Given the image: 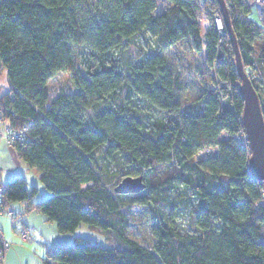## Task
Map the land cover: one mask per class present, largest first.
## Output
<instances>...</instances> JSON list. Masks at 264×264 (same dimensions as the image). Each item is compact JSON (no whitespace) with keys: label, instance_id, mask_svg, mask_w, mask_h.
I'll return each mask as SVG.
<instances>
[{"label":"trees","instance_id":"1","mask_svg":"<svg viewBox=\"0 0 264 264\" xmlns=\"http://www.w3.org/2000/svg\"><path fill=\"white\" fill-rule=\"evenodd\" d=\"M167 1L155 13L157 0H0L2 118L13 128L30 123L11 147L49 193L32 201L36 187L16 176L4 184L3 204L26 201L60 233L84 223L118 242L76 237L49 246L41 264H264L263 186L235 137L242 99L230 38L214 22L219 3ZM224 1L243 68H253L264 27L247 0ZM186 39L216 83L183 103L181 75L161 51ZM59 71L69 72L71 88L53 94L47 83ZM250 80L264 120V97ZM206 147L215 152L195 158ZM125 174L141 175L145 187L115 192ZM132 203L151 210L149 247L126 235Z\"/></svg>","mask_w":264,"mask_h":264},{"label":"rangeland","instance_id":"2","mask_svg":"<svg viewBox=\"0 0 264 264\" xmlns=\"http://www.w3.org/2000/svg\"><path fill=\"white\" fill-rule=\"evenodd\" d=\"M252 0H247L248 3L251 4ZM169 6V2L167 0H157V5L155 9V13H159L165 10ZM215 15V14H214ZM249 16L253 19L255 18L253 8L251 6ZM220 20V19H219ZM208 22H204L201 24V31L206 29ZM222 26V22L220 23ZM224 27V25H223ZM264 44V33L261 37L253 42V50L251 52L253 66V72L257 75V83H258V92L264 97V90L261 89L263 87L262 80L264 76V60L259 58L261 46ZM78 52V51H77ZM83 51H79L76 55V61L78 64L83 62ZM161 54L166 58V60L170 63V65L179 72L181 75V83L182 88L179 93V98L183 103H188L191 101L198 93L203 91L204 89H210L216 83V77L214 75V71L211 65H208L204 59V53L202 50H195L190 44L189 40H181L176 44L170 46L161 51ZM221 54H218L220 56ZM82 67V66H81ZM263 74V75H262ZM248 75V74H247ZM259 76V77H258ZM249 78H252L248 75ZM261 77V78H260ZM259 79V80H258ZM47 88L50 93L57 94L59 92L67 91L71 88V82L69 79V72L67 71H59L56 75L51 78L47 83ZM8 90L7 77L4 69L0 68V94ZM215 152V148L206 147L202 148L199 152L195 154V158L205 156L207 154H212ZM116 167L110 166L111 171H113ZM23 173L28 182L29 189L32 187V184H36L37 187L35 194L33 195L34 200L40 201L48 196L47 190L44 188L43 184L39 180V177L36 175L34 170L30 168L22 167ZM3 174H5L3 172ZM126 175V174H125ZM37 176V177H36ZM124 176V175H123ZM134 176V175H132ZM3 177V175H2ZM33 182V183H32ZM36 182V183H34ZM20 202V201H19ZM19 202H16L17 205ZM128 211V220L129 225L127 227V236L136 242L142 244L143 246H151L154 236L151 230V210L146 204H138L132 203L129 205ZM185 212L182 214H175V219L183 222L185 219ZM53 223V222H52ZM36 224V222H35ZM45 224V223H44ZM54 225V223H53ZM40 228L41 226H37ZM55 227V225H54ZM40 229H43L42 227ZM55 229V228H54ZM44 233L40 230H36V233L44 235L39 237L38 244L40 246H47L50 243L54 242L56 239H52L50 241L51 232L46 229L44 226ZM55 231H57L55 229ZM59 235H65L66 240L63 241L62 244L68 245L74 242L76 237L86 239L93 244H99L101 246H109L116 245L118 242L115 237L111 233H106L99 228L91 227L87 224L81 223L79 224L73 232H56ZM39 236V235H38ZM67 237H69L67 239ZM36 249H30L25 251L24 254L28 257H32L37 255ZM2 262H5V257L1 258Z\"/></svg>","mask_w":264,"mask_h":264},{"label":"crops","instance_id":"3","mask_svg":"<svg viewBox=\"0 0 264 264\" xmlns=\"http://www.w3.org/2000/svg\"><path fill=\"white\" fill-rule=\"evenodd\" d=\"M24 166L25 168H29L25 162H23L16 156L12 147L5 144L0 145V184L4 185L7 181L16 176H21L26 180L25 175L22 174V167ZM30 169L34 170L36 172V175L39 177V173L34 168ZM3 172L5 174H3ZM35 185L36 184H32V186ZM26 186L29 189L27 180ZM31 200L37 201L34 200L33 196H31ZM25 205L26 201H20L18 205L17 203H15L16 215L12 220L8 219L5 216H0V238H4L9 242V246L4 253L5 262L1 263L0 261V264H41L47 246H40L38 244L37 241L39 237H44L45 234L42 235L39 232L36 233V230H40L43 232L44 226H46V229L51 232L50 241H53L52 239H56L54 240V242L50 243V245L62 244L63 241L66 240L65 235H59V233H56L58 231H55L56 228L54 227L52 222L47 221L42 214L36 212L35 210H27ZM20 226H23L26 230L29 231V239L22 240L20 238ZM37 226H41L43 229H40L41 227L38 228ZM68 238L69 237H67V239ZM30 249H36L37 255H34L32 257H28L25 254L24 256L21 255L25 253V251Z\"/></svg>","mask_w":264,"mask_h":264},{"label":"water","instance_id":"4","mask_svg":"<svg viewBox=\"0 0 264 264\" xmlns=\"http://www.w3.org/2000/svg\"><path fill=\"white\" fill-rule=\"evenodd\" d=\"M220 6L221 20L233 50V61L239 83L237 91L242 99L240 120L248 145L247 168L250 175L261 181L264 193V120L256 89L243 68L236 36L231 26L227 6L224 0H217ZM145 187L141 175H125L113 187L117 193H137Z\"/></svg>","mask_w":264,"mask_h":264},{"label":"built area","instance_id":"5","mask_svg":"<svg viewBox=\"0 0 264 264\" xmlns=\"http://www.w3.org/2000/svg\"><path fill=\"white\" fill-rule=\"evenodd\" d=\"M251 6L253 8L255 22L264 27V0H252ZM213 17H214L216 29L218 30V32L221 33L223 31V27L219 24L220 18L216 14L213 15ZM245 71L249 76L253 77V79H257L256 77L257 75L253 72V68L249 66L245 69ZM29 124L23 125L22 127L13 128L11 125L3 121L2 113L0 109V145L5 144L11 147L15 143H22L23 141H25L27 136L26 130ZM235 137L240 145H245L247 143L246 135L244 131L237 132L235 134ZM3 191H4V185L0 184V216H5L8 219L12 220L16 215L15 204L14 203H8L5 205L3 204V199H2ZM19 236L22 240H27L30 237V233L23 226H20ZM8 246H9L8 240L2 238L0 245V261L2 260L1 258L4 257V253Z\"/></svg>","mask_w":264,"mask_h":264}]
</instances>
